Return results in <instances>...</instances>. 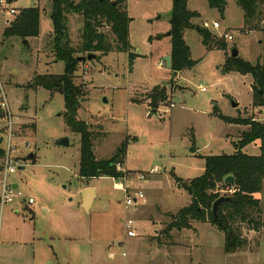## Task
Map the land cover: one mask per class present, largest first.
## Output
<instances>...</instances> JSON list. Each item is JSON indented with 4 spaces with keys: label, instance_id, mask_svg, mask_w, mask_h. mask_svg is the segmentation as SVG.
I'll list each match as a JSON object with an SVG mask.
<instances>
[{
    "label": "rangeland",
    "instance_id": "obj_1",
    "mask_svg": "<svg viewBox=\"0 0 264 264\" xmlns=\"http://www.w3.org/2000/svg\"><path fill=\"white\" fill-rule=\"evenodd\" d=\"M225 1L222 14L204 0L188 2V9L199 14L192 20L196 29L184 34L196 65L176 76L162 60L170 56L167 34L172 0L123 1L132 20L129 53L137 56L132 66L129 53H96L97 59L79 63L74 79L86 92L79 101L77 118L93 132L106 134L104 139L93 140L94 155L108 159L124 143L125 161L118 167L123 177L81 180L77 174L80 136L71 133L65 123L63 96L41 88L27 89L37 75L64 73V64L52 53L50 3L14 0L12 7L18 12L38 8L41 17L39 36L26 40L4 37L9 24L0 20V85L12 117L10 156L16 164L7 182L16 185L23 196L0 210V264H264L261 232H248L247 237L244 231L246 244L226 254L224 233L210 219L191 222L187 228L174 227L179 210L191 203L183 183L203 174L204 157L232 155L233 144L248 130L246 125L219 116L264 124V109L252 106V78L223 73L233 50L251 64L264 66V32H247L236 0ZM213 23L219 27L213 28ZM67 25L71 46L78 49L83 19L70 15ZM199 27L215 39L234 34L233 40L223 39L225 50H208L197 32ZM263 28L261 22L259 29ZM98 29L113 43L106 26ZM156 85L165 88L168 100L153 109L150 93ZM7 130L8 122L1 113L4 152ZM62 138L69 140L68 147L56 144ZM242 151L258 156L259 144H249ZM115 184H121L126 193ZM86 188L96 193L88 212L81 208V193ZM233 189L225 192L217 187L215 193L227 197ZM136 192L142 193L143 200L125 206L126 194ZM257 197L263 215L264 188ZM28 199L33 200L32 205L27 204ZM126 220L133 221V238L126 235Z\"/></svg>",
    "mask_w": 264,
    "mask_h": 264
},
{
    "label": "trees",
    "instance_id": "obj_2",
    "mask_svg": "<svg viewBox=\"0 0 264 264\" xmlns=\"http://www.w3.org/2000/svg\"><path fill=\"white\" fill-rule=\"evenodd\" d=\"M51 6L50 19L53 27L52 53L57 62L64 64L62 75H37L27 85V89H44L52 95L60 93L65 104V123L71 133L80 136L78 176L81 180L107 177L114 180L123 177V172L118 170L125 161V145L121 143L108 159H97L93 152V140L104 139L106 134L93 132L86 122L77 118L79 101L86 92L81 85L74 82L77 67V54L107 55L112 51L129 53V25L131 18L127 16L123 1L109 3L108 0H47ZM190 0H172L170 15V71L178 73L196 65L191 59L189 47L184 41L186 31L195 30L193 19L199 14L188 9ZM209 7L223 13L226 6L225 0H204ZM238 7L243 12L244 25L249 31H262L259 24L264 22V0H236ZM70 15L81 16L83 19L81 44L78 49L71 46L67 18ZM41 11L38 8L23 9L13 18L12 22L3 33L4 37H16L22 40L37 38L39 36ZM103 25L109 29L114 37L113 43L109 42L106 34L99 31L98 26ZM197 32L202 38L206 49H226L223 39H215L205 28L199 27ZM136 55L129 53L130 66ZM238 73L252 78V106L264 109V66L251 64L240 58L226 60L223 73ZM150 100L153 109L168 100L165 88L154 86L151 89ZM235 125H246L248 130L240 135V140L235 142L232 155L204 157L203 174L197 178L183 183L190 188L191 203L177 213L174 219L175 228H187L191 222H207L217 226L224 233V252L232 254L239 251L246 240L243 232H261L264 236V214L262 215L260 200L257 197L264 188V124L255 119L239 121L227 120ZM99 130H101L99 128ZM258 143L260 154L250 156L242 150L249 144ZM4 155L1 149L0 157ZM232 176V185H225L224 179ZM217 187L223 191L234 188L233 193L227 196L229 201L224 202L218 210V220L214 221L211 208L212 204L220 198L215 193ZM226 197V196H225ZM207 213L209 214L207 218ZM262 216V217H261ZM175 218V217H174ZM245 225L247 229H243ZM172 227V228H174ZM169 228L167 231H169ZM248 237V235H247ZM258 243V241H257ZM256 244V243H255Z\"/></svg>",
    "mask_w": 264,
    "mask_h": 264
},
{
    "label": "built area",
    "instance_id": "obj_3",
    "mask_svg": "<svg viewBox=\"0 0 264 264\" xmlns=\"http://www.w3.org/2000/svg\"><path fill=\"white\" fill-rule=\"evenodd\" d=\"M14 0H0V20H2L4 25H8L10 20L13 19L18 11L12 7ZM219 25L217 23H213V28H218ZM247 33V32H246ZM234 34H224L223 39L224 40H233ZM202 92L205 91L204 88L201 89ZM170 108L173 107V104L171 103ZM4 114L5 120L8 122V130H7V136H8V148L7 152H4V155L0 157V210L4 208V206L10 204L14 199H21L23 196L20 192H18L17 188L14 189L13 185L8 184L7 179L10 175L14 174L16 171V164L14 160L11 158L10 153L12 152V146H11V139L13 137L12 132V117L9 111L8 103L4 94V91L0 85V114ZM149 115V113H148ZM119 167V166H118ZM141 180H144V177L141 175L139 176ZM115 188L121 191H126L123 189V186L120 184H115ZM143 200V195L141 192H136L131 196H127L125 199V206H136L138 203ZM25 202V201H24ZM28 205L33 204L32 199H28L27 201ZM125 228H126V235L127 237L133 238L135 237V233L132 231V220H126L125 222Z\"/></svg>",
    "mask_w": 264,
    "mask_h": 264
},
{
    "label": "water",
    "instance_id": "obj_4",
    "mask_svg": "<svg viewBox=\"0 0 264 264\" xmlns=\"http://www.w3.org/2000/svg\"><path fill=\"white\" fill-rule=\"evenodd\" d=\"M167 36H170V33H168ZM25 44H27V43L25 42ZM97 57L98 56H96L95 54H87L85 57L76 58V61L78 63L91 62L94 59H97ZM231 57L232 58L238 57V51L237 50H233L232 54H231ZM163 63L165 64L166 69L170 70V67H171L170 56L164 57L163 58ZM176 75H177V73L174 74V76H176ZM232 106L233 107H237V104L236 103H232ZM152 114H156V112L152 111ZM56 144L58 146L68 147L69 146V140L67 138H62V139L57 140ZM233 182H234V179H233L232 176H228V177H226L224 179V184L225 185H232ZM13 188L16 189L17 186L14 185ZM183 188L187 192V194L191 196L192 192H191L190 188L187 187V186H183ZM94 199H95V192H94L93 189L87 188V189L83 190L82 193H81V200H82L81 208L84 211H86V212L90 211L91 205H92ZM227 201H229L228 197H220L212 204L211 213H212L214 221L218 220V210H219L220 206L224 202H227Z\"/></svg>",
    "mask_w": 264,
    "mask_h": 264
},
{
    "label": "crops",
    "instance_id": "obj_5",
    "mask_svg": "<svg viewBox=\"0 0 264 264\" xmlns=\"http://www.w3.org/2000/svg\"><path fill=\"white\" fill-rule=\"evenodd\" d=\"M167 54H169V52L166 53V55H167ZM166 55H165V56H166ZM167 56H168V55H167ZM163 58H164V57H163ZM163 58H162V60H163ZM13 186H14V185H13ZM86 189H87V188H86ZM84 190H85V189H84ZM94 192H95V191H94ZM95 198H96V193H95ZM94 201H95V199L93 200V203H94ZM81 203H82V201H81ZM93 203H92V205H93ZM92 205H91V207H92Z\"/></svg>",
    "mask_w": 264,
    "mask_h": 264
}]
</instances>
